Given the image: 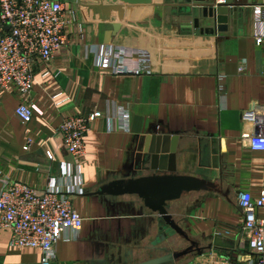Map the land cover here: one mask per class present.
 <instances>
[{"label":"crops","instance_id":"1","mask_svg":"<svg viewBox=\"0 0 264 264\" xmlns=\"http://www.w3.org/2000/svg\"><path fill=\"white\" fill-rule=\"evenodd\" d=\"M63 1L76 17L61 49L36 63L29 123L14 114L22 97L0 91V192L10 181L49 187L70 195L83 218L81 230L56 242L50 264H140L189 245L178 234L164 239L160 217L137 196L90 194L116 178L152 174L145 151L156 147L146 141L151 134L179 139L178 174L221 190L186 193L170 212L199 247L215 236L227 247L166 264H246L251 252L242 245L236 196L257 198L264 190V151L241 139L251 130L242 112L264 107V38L258 43L254 35L257 9L264 31V0H235L244 4L237 22L213 33L188 27L190 18L173 0ZM114 23L119 30L105 43ZM211 25L200 21L201 28ZM95 110L102 117L84 136V154H68L59 124ZM10 235L0 229V264H41L37 250L11 247Z\"/></svg>","mask_w":264,"mask_h":264},{"label":"built area","instance_id":"2","mask_svg":"<svg viewBox=\"0 0 264 264\" xmlns=\"http://www.w3.org/2000/svg\"><path fill=\"white\" fill-rule=\"evenodd\" d=\"M261 13V9L255 10L258 43L264 38ZM75 17L76 11L63 0H0V91L13 90L22 97L14 114L23 123H29L33 115L26 100L36 63L49 62L61 49ZM101 117L102 112L95 110L64 118L57 132L68 154H84V136ZM242 117L251 130L243 132L241 139L251 150L264 151V107L251 106ZM236 202L242 219V245L251 252L246 264H264V190L257 198L240 191ZM82 226L83 218L68 194L18 181L8 182L0 192V229L10 230L9 245L37 250L41 264H50V252L62 234L78 232Z\"/></svg>","mask_w":264,"mask_h":264},{"label":"water","instance_id":"3","mask_svg":"<svg viewBox=\"0 0 264 264\" xmlns=\"http://www.w3.org/2000/svg\"><path fill=\"white\" fill-rule=\"evenodd\" d=\"M217 0H173V4L178 3L181 13L190 18L187 22L188 27L198 28L200 31L222 32L228 28L229 21L234 24L237 22L239 9L244 6L235 0H223L216 4ZM172 4V5H173ZM210 20V27L201 28L200 21ZM119 30V24L114 23L111 30L105 32L104 42L109 43L111 37ZM171 140V141H170ZM147 143L155 148H145L146 153L150 155V169L152 174L138 177L116 178L107 183L101 184L94 192L90 193L99 196H137L143 205L151 212L160 217V227L165 229L164 239H170L174 234L183 237L189 245L181 251L168 253L159 258H151L147 262L140 264H166L171 263L182 256L191 252L198 255L204 253V250L212 247H227L225 242L219 236H215L213 241L204 247H199L198 243L190 240L188 235L181 229L170 212L171 203L179 200L184 194L190 192H217L221 190L216 182L208 181L204 178L191 175L178 174L176 168V155L179 139L176 136L163 137L160 134H151L146 139ZM171 142V144H170ZM161 150V156H158ZM149 146V145H148ZM150 147V146H149ZM169 158V162L166 160ZM167 227L171 232L167 236ZM161 237L163 235L161 234Z\"/></svg>","mask_w":264,"mask_h":264},{"label":"rangeland","instance_id":"4","mask_svg":"<svg viewBox=\"0 0 264 264\" xmlns=\"http://www.w3.org/2000/svg\"><path fill=\"white\" fill-rule=\"evenodd\" d=\"M170 240V239H169Z\"/></svg>","mask_w":264,"mask_h":264}]
</instances>
